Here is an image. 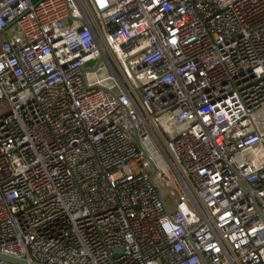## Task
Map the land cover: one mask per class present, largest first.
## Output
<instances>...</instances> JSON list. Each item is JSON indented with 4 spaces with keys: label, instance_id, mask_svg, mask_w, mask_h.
<instances>
[{
    "label": "built area",
    "instance_id": "obj_1",
    "mask_svg": "<svg viewBox=\"0 0 264 264\" xmlns=\"http://www.w3.org/2000/svg\"><path fill=\"white\" fill-rule=\"evenodd\" d=\"M260 113L264 0H0V264H264Z\"/></svg>",
    "mask_w": 264,
    "mask_h": 264
},
{
    "label": "rangeland",
    "instance_id": "obj_2",
    "mask_svg": "<svg viewBox=\"0 0 264 264\" xmlns=\"http://www.w3.org/2000/svg\"><path fill=\"white\" fill-rule=\"evenodd\" d=\"M34 2H37L38 0H33ZM263 118V120H264V116H263V113H260L259 115H258V120H261ZM132 170L134 171V173H137V168H135V167H132Z\"/></svg>",
    "mask_w": 264,
    "mask_h": 264
},
{
    "label": "water",
    "instance_id": "obj_3",
    "mask_svg": "<svg viewBox=\"0 0 264 264\" xmlns=\"http://www.w3.org/2000/svg\"><path fill=\"white\" fill-rule=\"evenodd\" d=\"M1 257V256H0Z\"/></svg>",
    "mask_w": 264,
    "mask_h": 264
}]
</instances>
